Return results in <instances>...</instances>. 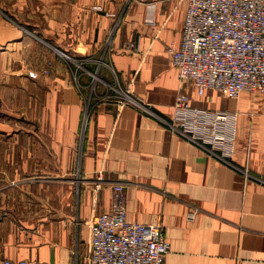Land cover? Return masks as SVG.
<instances>
[{
  "label": "crops",
  "instance_id": "crops-1",
  "mask_svg": "<svg viewBox=\"0 0 264 264\" xmlns=\"http://www.w3.org/2000/svg\"><path fill=\"white\" fill-rule=\"evenodd\" d=\"M0 6L12 17L0 14V40H13L0 66V259L88 264L92 218L120 183L129 219L162 224L165 264H264V96L180 85L167 46L185 0ZM22 25L49 44L29 40L35 64L15 62ZM179 89L238 111L232 164L164 123Z\"/></svg>",
  "mask_w": 264,
  "mask_h": 264
},
{
  "label": "built area",
  "instance_id": "built-area-1",
  "mask_svg": "<svg viewBox=\"0 0 264 264\" xmlns=\"http://www.w3.org/2000/svg\"><path fill=\"white\" fill-rule=\"evenodd\" d=\"M185 1L180 41L167 46L180 85L192 84L199 95L214 88L235 98L242 89L264 96V0ZM237 115L236 109L193 104L179 89L171 118L163 121L210 155L232 164ZM122 189V184L114 183L110 208L92 218L88 264H165L169 244L162 224L129 219ZM0 264L46 263L3 257Z\"/></svg>",
  "mask_w": 264,
  "mask_h": 264
},
{
  "label": "rangeland",
  "instance_id": "rangeland-1",
  "mask_svg": "<svg viewBox=\"0 0 264 264\" xmlns=\"http://www.w3.org/2000/svg\"><path fill=\"white\" fill-rule=\"evenodd\" d=\"M2 1H4V0H0V3H2ZM0 14L2 15L1 17L5 18L9 22H12V17L10 16V14H6V11H3L1 9V6H0ZM21 29H22V32H21L20 40H19V42L14 43V45H16V50H18V54H19V57L16 58L15 62L19 63L20 65H28V64H30V60H31L32 64H35L33 51L30 52L32 49L30 47V41L29 40L32 38L35 39L34 41H31V42L35 43L38 46H41L42 48L47 47L49 44L47 42L45 43V42L37 39L35 37V35L33 33H31V32H33L31 27L22 25ZM37 36H39V35H37ZM12 41L13 40H11V39L0 40V66L6 65L11 60V58H8V56H7L8 54H6V56H2L1 53H6V50L11 51L12 46H13ZM60 55L66 56L67 54L64 53V55H63L60 53ZM67 59L70 61L71 65L73 67H74V65H76L75 57H68ZM46 62H50V59H47ZM114 87H116V86H114ZM116 88H118V91H120V92L122 91L120 89V87H116ZM10 125H11L10 121L6 122V123L0 122V129H4V128L10 129L11 128Z\"/></svg>",
  "mask_w": 264,
  "mask_h": 264
}]
</instances>
